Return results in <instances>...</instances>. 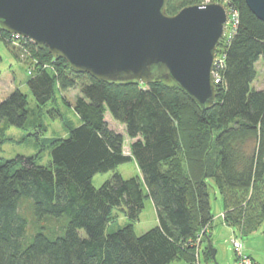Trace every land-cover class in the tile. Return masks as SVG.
<instances>
[{"label":"trees","instance_id":"trees-1","mask_svg":"<svg viewBox=\"0 0 264 264\" xmlns=\"http://www.w3.org/2000/svg\"><path fill=\"white\" fill-rule=\"evenodd\" d=\"M203 1L166 0L165 10L172 15ZM228 6L238 23L214 69L215 101L205 107L163 77L138 83L81 73L45 46L0 27V40L27 52L34 64L27 85L38 108L54 100L55 89L79 85L72 106L79 124L50 140L47 165L37 164L36 155L0 159V264H195L190 241L203 226L213 227L208 178L222 197L226 224L243 235L257 229L264 219V88L251 83L264 57V21L245 0H228ZM26 105L27 96L15 88L0 100V123L34 124ZM105 112L132 139L129 154ZM132 159L139 175L124 178L116 167ZM106 171L111 176L95 187L93 176ZM249 190L255 195L247 197ZM146 197L157 224L137 235L133 221ZM23 203L36 222L31 235ZM114 209L128 222L107 231ZM47 220L59 221L60 232L49 233ZM211 234L201 240L204 264L213 263L206 242Z\"/></svg>","mask_w":264,"mask_h":264},{"label":"water","instance_id":"water-1","mask_svg":"<svg viewBox=\"0 0 264 264\" xmlns=\"http://www.w3.org/2000/svg\"><path fill=\"white\" fill-rule=\"evenodd\" d=\"M264 21V0H245ZM166 0H0V27L70 67L110 81L175 82L199 106L215 101L213 69L228 11L199 3L169 15ZM214 264L216 250L207 239Z\"/></svg>","mask_w":264,"mask_h":264},{"label":"rangeland","instance_id":"rangeland-1","mask_svg":"<svg viewBox=\"0 0 264 264\" xmlns=\"http://www.w3.org/2000/svg\"><path fill=\"white\" fill-rule=\"evenodd\" d=\"M232 26L231 21H228L224 35L221 37V40L217 45V59L223 54V47L227 42L228 34ZM28 55L27 52L20 50L18 46H13L12 48L7 47L3 41L0 40V98H4L15 88L20 89L27 96L26 108L29 112V119L30 121L35 119L34 124H27L25 128L6 126L4 120L0 123V139H4L3 142L0 143V159H10L17 155H36L37 158L35 162L37 164L47 165L51 160L52 146L50 140L54 137L65 136L68 128L75 127L79 124V118L72 107L76 96L79 94V85L62 93L55 89L54 100H50L45 105L38 108L37 102L27 85V79L29 78L28 70L34 66L33 62L29 64L30 59L28 58ZM25 62L28 64H25ZM255 69L256 76L251 83V88H264V57H260L255 63ZM82 79L85 78L82 77ZM81 80H79V83H81ZM105 119L111 129L123 134V151L124 153L129 154V147L132 139L126 135L124 126L115 121L108 112H105ZM35 124H41L42 127L34 126ZM35 133L37 135H34ZM116 170L120 172L124 178L139 175L138 167L133 159L119 164L116 167ZM111 174L112 171L96 173L92 178V184L95 187H99L102 182L111 176ZM206 181L208 183L211 212L214 217H217V214L222 213V197L212 180L208 178ZM255 191L256 190L247 191V197L252 193L255 195ZM21 210L25 212L29 218L27 234L31 235L36 228V222L32 219L26 203L22 204ZM113 215L114 219L107 227V231H114L128 222L125 215L118 209L113 210ZM222 217V223L214 224L211 229V233L214 232L211 244L216 250L215 257L217 262L219 264H236L234 251L230 242L231 237L236 236L237 238H240L244 244V253L249 255L259 264H264V219L256 230L243 235L239 232L238 228L226 224L225 215ZM133 224L137 235L156 226V214L150 198H145L144 207L138 218L133 221ZM44 225L49 233L55 234L60 232L61 223L59 221L47 220ZM80 233L83 235V231H80ZM200 262L201 264H204L201 254ZM171 264L188 263L183 260H176L171 262ZM205 264L210 263L207 262Z\"/></svg>","mask_w":264,"mask_h":264},{"label":"built area","instance_id":"built-area-1","mask_svg":"<svg viewBox=\"0 0 264 264\" xmlns=\"http://www.w3.org/2000/svg\"><path fill=\"white\" fill-rule=\"evenodd\" d=\"M211 2L221 3L222 5H224L226 7V9L228 11V21H231V23L233 25L230 28V32L228 34V38H227V42H228L229 37L232 35L234 30L236 29V26L238 23V14L234 9H231L228 6V0H207V1L205 0L202 3H211ZM228 21L226 23V27H227ZM225 30H226V28H225ZM12 35L14 36L15 39L20 36L19 34H12ZM222 58H223V54L219 59H217V57H216L214 69L222 64ZM214 69H213V83H218L219 79H218V76L216 75V73L214 72ZM220 216L221 217L224 216V213H220ZM206 233L207 234L211 233V229L209 228L208 225L203 226L200 229V231H198V233L195 235V238L190 241L191 246L192 245L195 246V262H194L195 264H201V262H200V249L202 246L201 240L204 238V234H206ZM230 242L232 244V249L234 251L236 264H253L252 258L249 255L244 253V244L240 238L233 236V237H231Z\"/></svg>","mask_w":264,"mask_h":264},{"label":"crops","instance_id":"crops-1","mask_svg":"<svg viewBox=\"0 0 264 264\" xmlns=\"http://www.w3.org/2000/svg\"><path fill=\"white\" fill-rule=\"evenodd\" d=\"M12 84V83H11ZM3 98V97H2ZM2 98H0V99H2ZM221 212V211H220ZM217 223H222V221H221V216H220V214H217V217H214V219H213V222H212V225H214V224H217ZM213 231V230H212ZM214 233V232H213ZM213 233L211 234V235H213ZM254 260V259H253ZM255 261V260H254ZM255 263H257V264H259L257 261H255Z\"/></svg>","mask_w":264,"mask_h":264}]
</instances>
